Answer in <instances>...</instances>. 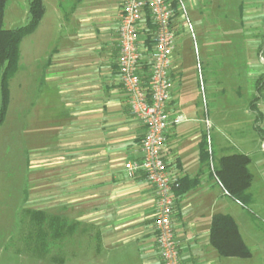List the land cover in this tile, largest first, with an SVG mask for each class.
<instances>
[{"label":"crops","instance_id":"crops-1","mask_svg":"<svg viewBox=\"0 0 264 264\" xmlns=\"http://www.w3.org/2000/svg\"><path fill=\"white\" fill-rule=\"evenodd\" d=\"M42 3L44 15L37 29L43 31L47 41L41 59V85L43 108L48 114L43 113L41 124L43 134L54 142L45 143L38 156L30 160V183L35 187L28 202H34L32 193L39 187L42 209L55 206L62 221L94 222L101 232V242L107 244V264H162L153 230L154 188L143 174L129 177L124 170L125 163L140 157L145 128L132 114L118 79L117 30L122 0H50V6L44 0ZM224 3L221 10L226 12ZM233 11L231 20L224 14L216 18V28L223 34L217 45L223 54V46L230 42L224 34L238 30ZM143 24L139 44L150 57L154 25L148 17ZM234 38L232 45L238 39ZM207 50L201 61L211 72L212 59ZM218 55L216 63L221 60ZM174 56L166 110L183 121L166 130L165 162L182 182L173 191L175 238L183 264H223L237 258H222L209 245L211 219L218 214L230 215L249 247L250 232L242 230L238 220V208H245L224 194L208 163L201 160L203 138L210 152L212 147L223 152V145L217 136L205 133L204 119L198 115L201 110L178 103L182 92L180 79L171 73L176 68ZM231 56L234 60V54ZM148 64L149 59L147 66L142 60L141 74L148 72ZM224 69L225 65H216L214 70L223 74ZM234 70L237 68L232 67ZM257 109L262 117L258 123L260 136L253 134L252 140L239 137L232 146L235 153L250 157L248 169L252 176L253 170L260 172L262 183L264 101L257 104ZM213 125L210 122V129ZM254 180L253 176L252 183ZM185 188L188 190L182 192ZM251 205L255 206L254 199Z\"/></svg>","mask_w":264,"mask_h":264},{"label":"rangeland","instance_id":"rangeland-1","mask_svg":"<svg viewBox=\"0 0 264 264\" xmlns=\"http://www.w3.org/2000/svg\"><path fill=\"white\" fill-rule=\"evenodd\" d=\"M44 1L50 6V0ZM181 1L186 17L179 11L174 19L176 68L171 73L180 79L182 96L178 103L201 110L198 115L214 124L208 135L217 136L223 145V152L211 148L210 166L219 156L235 153L237 150L232 145L239 137L252 140L253 134L260 136L262 132L258 125L262 117L257 104L264 101V0ZM222 1L227 13L221 10ZM27 11L28 0H7L3 27L12 30L25 25ZM232 11L238 30L224 34L230 42L223 46V54L217 45L222 33L216 28V18L224 14L231 20ZM231 32L238 38L233 45ZM46 47L47 41L40 28L23 38L17 72L9 80V104L0 126V264H107V244L101 242V232L94 222L63 221L67 227H60L62 236L57 237L56 219L62 222L61 215L57 216L55 206L42 209L39 187L32 193L34 202H28L30 190L35 187L30 183V160L38 156L45 143L54 142L43 134L41 124L43 113L48 114L43 108L41 85V59ZM206 48L212 59L211 72L201 61ZM218 54L221 60L216 63L215 55L219 57ZM148 59L149 55L143 53L145 65ZM216 65H225L223 74L214 70ZM232 67L237 71L232 72ZM252 144L254 142L249 145ZM252 173L255 180L249 192L255 206L238 208L241 229L250 232L247 244L251 258L223 264H264V180L261 183L260 172L253 170ZM35 212H42L41 217L33 215Z\"/></svg>","mask_w":264,"mask_h":264},{"label":"built area","instance_id":"built-area-1","mask_svg":"<svg viewBox=\"0 0 264 264\" xmlns=\"http://www.w3.org/2000/svg\"><path fill=\"white\" fill-rule=\"evenodd\" d=\"M175 2L178 4L177 11H181L186 17L181 0H122L117 30L118 79L126 93L132 114L145 128V135L140 144V157L125 163L124 170L129 177L137 173L143 174L154 188L156 206L153 230L162 264H183L171 221L173 191L180 183L165 162L166 130L169 126L179 125L183 121L180 116H172L166 110L171 89V64L176 50L173 30L175 10L172 6ZM147 17L154 25V34L149 57L148 81L144 83L140 72L144 50L139 42L140 32ZM186 21L192 32L188 18ZM196 63L200 78L198 55ZM199 87L203 93L201 80ZM204 124L208 136L210 123L207 117ZM209 167L213 173L212 163ZM215 180L223 189L216 177ZM223 192L228 196L224 189Z\"/></svg>","mask_w":264,"mask_h":264},{"label":"trees","instance_id":"trees-1","mask_svg":"<svg viewBox=\"0 0 264 264\" xmlns=\"http://www.w3.org/2000/svg\"><path fill=\"white\" fill-rule=\"evenodd\" d=\"M6 4L7 0H0V126L4 122L9 104V80L15 75L18 68L20 43L23 38L35 32L44 15L42 0H28L26 24L8 30L3 27ZM172 6L175 10V19L179 12L177 11L178 4L175 2ZM148 68H150L149 64ZM148 75L149 69L147 73L141 74L144 83L148 81ZM211 155L212 152H208L206 140L203 138L201 160L208 163ZM250 163L249 156L232 153L217 158L213 165V174L228 193V196L239 202L245 209L253 203V196L249 192L253 181V176L248 169ZM194 185L195 182L188 189ZM188 189L185 188L181 191L184 192ZM33 215L41 217L42 212H35ZM54 221L52 220L53 223ZM56 224V236L60 237V235L62 236V233L59 232L60 227L64 228L67 225L63 221L58 222L57 219ZM208 243L222 258H251L250 249L245 245L238 227L230 215L218 214L212 217Z\"/></svg>","mask_w":264,"mask_h":264}]
</instances>
